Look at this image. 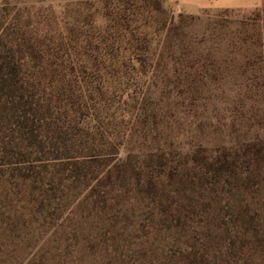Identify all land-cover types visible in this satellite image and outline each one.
I'll return each mask as SVG.
<instances>
[{
  "label": "trees",
  "instance_id": "1",
  "mask_svg": "<svg viewBox=\"0 0 264 264\" xmlns=\"http://www.w3.org/2000/svg\"><path fill=\"white\" fill-rule=\"evenodd\" d=\"M88 5L76 4L64 25L54 12H33L17 2L0 9V264H15L7 262L8 251L47 224L53 237L27 264H74L52 254L59 245L39 256L50 242L69 240L71 229L59 222L65 210L73 211L68 223L82 226L90 216L110 222L115 210L141 207L154 220L172 219L175 228L189 220L200 227L187 254L173 244L163 264H264V115L254 134L229 141L221 134L211 146L200 141L181 149L169 127L162 128L164 136L160 126L149 143L150 123H159L160 113L164 124L166 116L151 107L150 89L126 97L133 71L162 69L176 76L183 95L194 92L198 78L186 23L197 17L171 15L162 0ZM145 9L168 17L156 51L146 34L131 29ZM202 72L204 78L216 74ZM189 190L197 196L195 207L182 215L179 203ZM84 211L89 217L77 219ZM100 248L107 255L115 251L111 244Z\"/></svg>",
  "mask_w": 264,
  "mask_h": 264
},
{
  "label": "rangeland",
  "instance_id": "2",
  "mask_svg": "<svg viewBox=\"0 0 264 264\" xmlns=\"http://www.w3.org/2000/svg\"><path fill=\"white\" fill-rule=\"evenodd\" d=\"M94 1L98 5L99 0H0V9L11 7L17 2L19 7H30L33 12L40 9L45 13L54 12L64 25L71 22V13L76 4L90 5ZM162 1L171 15L185 13L197 17L194 21L186 23V30L193 40V72L199 81L196 79L194 92L183 95L181 86H177L179 81L176 76L170 79L162 69L146 74L138 69L133 71L134 77L126 97L137 98L150 89L148 93L151 107L160 110L163 108L166 116L164 124L160 113L156 119L159 123H150L148 129L152 132L149 143L156 142L155 131L159 126L164 136L167 131L173 134L175 144L181 149H187L191 144L200 141L211 146L221 134L229 141L245 131L254 134L261 129L258 120L264 115L262 7L248 5L227 8L216 5L213 0H204L198 5H193L194 0ZM128 4L127 9L132 14L134 8H130L133 3ZM225 9H230L231 12L226 13ZM145 11V14L141 13L137 18L136 24H131V29H138L146 34L152 42L153 50L156 51L164 40L165 31L162 27L168 17L166 13H150L146 9ZM96 19L99 25L103 23L101 16ZM205 68L215 70L216 74L211 76L209 73V77L204 78L202 71ZM185 95H190L192 100ZM121 115H126V112L122 111ZM162 128H167V131L164 132ZM125 155L124 150L122 157ZM193 197L195 200L192 202ZM196 197V194L189 190L185 200L179 203L178 211L186 215L193 205L195 207ZM72 215V209L65 210L59 220L60 224H65V227L68 225L71 229L69 240L50 242L51 245L44 248L39 256L44 255L47 248L59 245L61 250L52 252L55 251L53 249L52 254H63L74 264H101L109 260L121 264H163L170 255L169 249L173 244L181 247L186 255V244L193 245L199 239L200 227L191 220L185 226L180 224L181 227L175 228L173 225L176 224L172 219L167 222L154 220L149 210L143 207L137 208L135 212L130 210L118 213L115 210L107 216V219L111 218L110 222L100 221V216L95 217L96 220L92 222L93 217L90 216V222L82 226L80 223L76 226L67 222ZM82 216L89 217V214L80 212L77 219L81 220ZM53 231L54 228L49 224L43 229L29 230V239L22 242L17 249L8 251L7 262L27 264L28 260L39 253L45 241L53 237ZM212 233L213 245L216 247L220 241V233L215 229ZM84 234H89L90 237ZM110 244L115 251L109 255L98 252L100 247ZM66 246L68 247L64 249ZM85 246L89 250L84 249ZM80 259L85 262L80 263Z\"/></svg>",
  "mask_w": 264,
  "mask_h": 264
},
{
  "label": "crops",
  "instance_id": "3",
  "mask_svg": "<svg viewBox=\"0 0 264 264\" xmlns=\"http://www.w3.org/2000/svg\"><path fill=\"white\" fill-rule=\"evenodd\" d=\"M204 0H194L193 5H198ZM216 5L231 8L233 6H261L263 9V26H264V0H213Z\"/></svg>",
  "mask_w": 264,
  "mask_h": 264
}]
</instances>
